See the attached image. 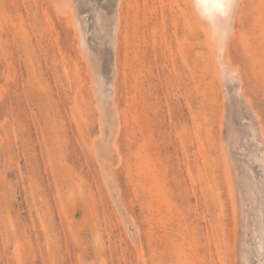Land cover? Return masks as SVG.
Returning <instances> with one entry per match:
<instances>
[{"label": "rangeland", "instance_id": "rangeland-1", "mask_svg": "<svg viewBox=\"0 0 264 264\" xmlns=\"http://www.w3.org/2000/svg\"><path fill=\"white\" fill-rule=\"evenodd\" d=\"M47 3L0 0V264H239L224 94L192 18L174 0L122 6V161L111 169L139 234L125 230L94 151V77ZM241 5L228 55L264 126V0Z\"/></svg>", "mask_w": 264, "mask_h": 264}, {"label": "bare ground", "instance_id": "bare-ground-1", "mask_svg": "<svg viewBox=\"0 0 264 264\" xmlns=\"http://www.w3.org/2000/svg\"><path fill=\"white\" fill-rule=\"evenodd\" d=\"M47 2L45 10L56 9L55 13L58 11L56 16H62L61 20L64 21L68 30L74 32L72 33L75 34L76 40L73 41L77 51L82 59H85L83 61L89 65L88 72L95 78L91 80L90 88L96 97L94 106L98 110V125L102 133L97 140H94L96 148L94 151L96 150L97 155L101 156L105 165L112 164V167L107 169L109 167H105L101 162L102 177H105V185L108 181L107 183L111 186L107 189H111L108 190L109 194L110 191L112 194L110 197L112 202H115V209L120 212L118 214L122 216L120 220H123L122 223L124 222L127 227L126 229L124 226L125 230L135 233L139 230V226L136 227L133 215L126 210L121 201L120 189L116 185L111 169L121 165L119 162L122 161H120L122 154L117 145V135L120 133L122 122L120 110L118 111L116 104V82L119 80L120 72L118 61L119 35L123 31L122 6L126 0H47ZM174 2L175 15L189 19L191 17L193 31L195 33L200 31L202 34L204 46L209 55L211 75L215 81L219 82L221 92L224 94V108L219 113L221 129L219 144H221L224 158L223 170L229 181L234 216L239 228L237 261L239 264H264V126L251 101L245 96L239 68L232 64L228 55L229 45L237 39L239 34L234 24L236 22L238 25L240 14L238 10H241L244 0H235L228 18L217 20L214 29H210L196 14L192 7V0H174ZM220 41L223 42L222 50L218 43ZM99 161L100 159L97 162ZM104 168L105 171H102ZM137 236L136 239H138ZM137 241L131 242L136 244ZM138 244L135 248H138ZM138 257L141 256L138 255Z\"/></svg>", "mask_w": 264, "mask_h": 264}, {"label": "clouds", "instance_id": "clouds-1", "mask_svg": "<svg viewBox=\"0 0 264 264\" xmlns=\"http://www.w3.org/2000/svg\"><path fill=\"white\" fill-rule=\"evenodd\" d=\"M235 4V0H227L224 9L228 15H220L221 0H192V7L196 14L203 20L210 29H214L217 20H226Z\"/></svg>", "mask_w": 264, "mask_h": 264}, {"label": "snow or ice", "instance_id": "snow-or-ice-1", "mask_svg": "<svg viewBox=\"0 0 264 264\" xmlns=\"http://www.w3.org/2000/svg\"><path fill=\"white\" fill-rule=\"evenodd\" d=\"M227 2V0H221V6H220V15L221 16H227L228 15V13L225 11V9H224V4ZM219 43V45H220V47H221V50L223 49V42L222 41H220V42H218Z\"/></svg>", "mask_w": 264, "mask_h": 264}]
</instances>
